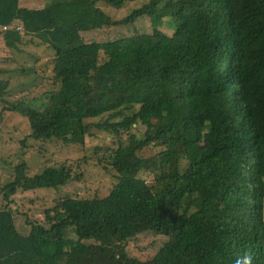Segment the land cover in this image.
Here are the masks:
<instances>
[{
    "label": "trees",
    "instance_id": "16d2710c",
    "mask_svg": "<svg viewBox=\"0 0 264 264\" xmlns=\"http://www.w3.org/2000/svg\"><path fill=\"white\" fill-rule=\"evenodd\" d=\"M21 1L0 0V26L10 27L0 37L11 52L45 48L51 84L26 100L0 79L3 111L30 125L22 149L72 122L80 129L66 144L105 131L113 146L98 164L117 183L104 198L54 199L42 221L24 216L23 235L14 196L66 185L73 171L46 169L30 184L26 164L15 165L0 187V264H233L245 251L264 264V0H148L121 20L98 5L135 0ZM163 14L176 18L172 35L82 37ZM144 233L163 241L141 260L128 245Z\"/></svg>",
    "mask_w": 264,
    "mask_h": 264
},
{
    "label": "rangeland",
    "instance_id": "374dc122",
    "mask_svg": "<svg viewBox=\"0 0 264 264\" xmlns=\"http://www.w3.org/2000/svg\"><path fill=\"white\" fill-rule=\"evenodd\" d=\"M51 0H22L20 7L26 9H42ZM148 0H135L125 3L121 8H111L104 4L98 7L113 20H121L131 12L141 8ZM175 17L163 14L159 19L149 20L140 18L134 24L118 27L103 28L102 30L82 33L87 43H104L121 38H128L136 34H152L154 30H160L167 35L175 31ZM23 52H11L5 47L0 37V70L7 71L1 74L0 79L8 80L10 93L17 94L26 100L40 98L50 89V68H45V62L49 54L45 48L35 46L22 47ZM35 61L39 64L33 67ZM24 69V74L22 72ZM32 68L38 75L34 74ZM46 70V72L42 70ZM46 78V79H45ZM29 89L30 94L25 90ZM14 96V95H12ZM5 106L0 103V187H4L13 178L15 165L24 163L27 166L29 183L35 182L36 178L46 169H59L66 166L73 171V180L66 185L52 188L30 187L24 192L14 196L13 210L15 226L19 233L27 234L28 228L24 222V216L33 221L40 222L44 211L51 208L52 201L57 198L91 199L106 197L112 187L117 183V174L106 164L99 165L98 159L106 155L105 149L112 147L114 138L105 131L90 128L83 143L78 141L74 144H66V138L78 132L80 126L77 122L66 125L57 131L54 139L48 143L29 142L32 150H23L21 142L30 135V125L27 119L17 113L4 112ZM184 105L178 109H184ZM100 120L90 121L97 124ZM143 128L137 132L142 137ZM91 135V136H90ZM28 140V139H27ZM0 196V200H1ZM163 237L153 233H144L137 240L129 243V251L141 260L153 256L161 247Z\"/></svg>",
    "mask_w": 264,
    "mask_h": 264
},
{
    "label": "clouds",
    "instance_id": "9594fccd",
    "mask_svg": "<svg viewBox=\"0 0 264 264\" xmlns=\"http://www.w3.org/2000/svg\"><path fill=\"white\" fill-rule=\"evenodd\" d=\"M233 264H255V256L250 251H245L233 261Z\"/></svg>",
    "mask_w": 264,
    "mask_h": 264
},
{
    "label": "built area",
    "instance_id": "2783aa9c",
    "mask_svg": "<svg viewBox=\"0 0 264 264\" xmlns=\"http://www.w3.org/2000/svg\"><path fill=\"white\" fill-rule=\"evenodd\" d=\"M9 28L10 27H1L0 26V33L7 31Z\"/></svg>",
    "mask_w": 264,
    "mask_h": 264
}]
</instances>
